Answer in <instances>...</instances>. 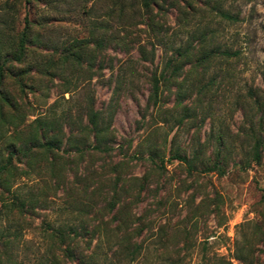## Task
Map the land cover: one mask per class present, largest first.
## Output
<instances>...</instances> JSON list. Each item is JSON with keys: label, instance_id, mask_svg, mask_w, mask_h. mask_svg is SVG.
<instances>
[{"label": "rangeland", "instance_id": "1", "mask_svg": "<svg viewBox=\"0 0 264 264\" xmlns=\"http://www.w3.org/2000/svg\"><path fill=\"white\" fill-rule=\"evenodd\" d=\"M22 32L0 161L38 124L56 141L11 157L0 264H264V148L252 161L246 137L264 122V0H0V45Z\"/></svg>", "mask_w": 264, "mask_h": 264}, {"label": "trees", "instance_id": "2", "mask_svg": "<svg viewBox=\"0 0 264 264\" xmlns=\"http://www.w3.org/2000/svg\"><path fill=\"white\" fill-rule=\"evenodd\" d=\"M143 5L147 6L149 2H152L154 0H142ZM166 2V0H165ZM224 15V14H223ZM22 32L20 36L17 38V42H15V45H12L11 43L14 42V40L9 43L8 50H4L3 46L0 45V141L5 140L8 136H4V129H6V126H12L14 127L13 118H16L18 115L17 112V105L14 103L13 99L8 95V93L5 90H2V86L4 83V79L7 76H12V70L10 68L12 62H21L22 59V51L24 50V42L26 40L25 36ZM80 43V42H78ZM97 46H100L102 44L101 41H96L95 43ZM59 53L58 59L62 61V63H68L71 68H76L81 63L83 56V48L80 46L75 47L73 45L64 47ZM3 53V54H2ZM185 53V51L183 52ZM211 52H204L197 58V62H203L208 58ZM177 55H181L182 53L177 50ZM169 65V62L167 63ZM177 67H171V73L172 71H177ZM155 85L153 86V95L155 96L156 89H157V82L154 79ZM256 100V104H257ZM257 106L264 107V100L261 103H258ZM261 118L258 120L256 124V134L250 133L246 135L247 138H249L250 145L248 146V152L250 154V158L252 161L257 162L260 158V153L262 148H264V122L260 121ZM87 121L90 124V129L93 132V138L96 139V135L100 133L101 128L96 126V113L91 112L87 116ZM50 131H48L43 124H38L36 126L34 132L31 134V136H28L26 138V142H23L20 146L17 148L14 146L13 142H9L5 146V156L2 161H0V185L4 183L3 176L9 171V166L11 162V157L15 154L16 151H18V155L20 157L27 158V154L30 148L39 147L41 149L50 150L52 143L56 141L54 139L55 136H49ZM53 135V134H52ZM251 138V139H250ZM94 149L99 148L94 145ZM172 157L176 158L179 161L186 162L189 164V162L184 158L179 156L177 153H172ZM17 159L19 157L17 156ZM208 169H214L217 171L219 175L223 173V169L219 166L217 161L212 162L211 167ZM262 203H263V214H264V195L261 197ZM245 256H242L239 254L237 259L242 262V264H254L252 257V252H244ZM227 264H230L227 262Z\"/></svg>", "mask_w": 264, "mask_h": 264}]
</instances>
